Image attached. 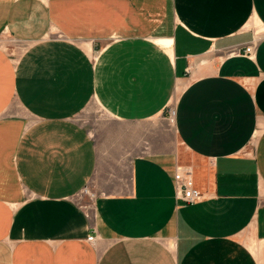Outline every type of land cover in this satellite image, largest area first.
Masks as SVG:
<instances>
[{
    "label": "crops",
    "instance_id": "obj_1",
    "mask_svg": "<svg viewBox=\"0 0 264 264\" xmlns=\"http://www.w3.org/2000/svg\"><path fill=\"white\" fill-rule=\"evenodd\" d=\"M4 37L0 264H264V0H0Z\"/></svg>",
    "mask_w": 264,
    "mask_h": 264
},
{
    "label": "rangeland",
    "instance_id": "obj_2",
    "mask_svg": "<svg viewBox=\"0 0 264 264\" xmlns=\"http://www.w3.org/2000/svg\"><path fill=\"white\" fill-rule=\"evenodd\" d=\"M0 46H2L6 51L10 53V56L14 60H19L22 52L24 50V46L20 44H16L11 42L8 38H2L0 40ZM96 54H93L92 60H94ZM175 109V104L173 103L164 115L165 122L162 128L165 130V135H167L170 142L173 144V149L176 151L179 159L180 165L178 167H191L195 166L197 163L196 160L186 151L184 146L178 140L174 133V120L171 119L170 114L172 110ZM101 114L99 113L96 104L94 102L90 103L89 107L82 113H80L76 117V121L81 124L89 133L97 136L98 125H99V117ZM95 198V193L93 192L92 186L88 187L87 192H83L78 200L84 202V205L89 206Z\"/></svg>",
    "mask_w": 264,
    "mask_h": 264
},
{
    "label": "built area",
    "instance_id": "obj_3",
    "mask_svg": "<svg viewBox=\"0 0 264 264\" xmlns=\"http://www.w3.org/2000/svg\"><path fill=\"white\" fill-rule=\"evenodd\" d=\"M259 39H255L251 44L245 47L236 48L224 55L222 58H247L253 60L255 58L257 43ZM176 111L172 110L170 117L175 119ZM194 172L191 167H177L174 175L176 200L185 205H195L205 200L202 191L195 187ZM85 189L84 192H87ZM89 243L95 242V236L90 235L87 240Z\"/></svg>",
    "mask_w": 264,
    "mask_h": 264
},
{
    "label": "bare ground",
    "instance_id": "obj_4",
    "mask_svg": "<svg viewBox=\"0 0 264 264\" xmlns=\"http://www.w3.org/2000/svg\"><path fill=\"white\" fill-rule=\"evenodd\" d=\"M173 118V120H174V117H172Z\"/></svg>",
    "mask_w": 264,
    "mask_h": 264
}]
</instances>
